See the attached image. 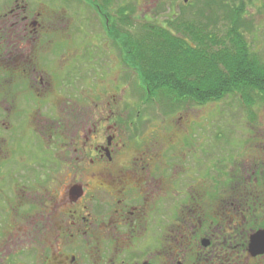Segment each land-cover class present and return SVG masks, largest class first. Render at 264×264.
Here are the masks:
<instances>
[{"label": "flooded vegetation", "instance_id": "flooded-vegetation-1", "mask_svg": "<svg viewBox=\"0 0 264 264\" xmlns=\"http://www.w3.org/2000/svg\"><path fill=\"white\" fill-rule=\"evenodd\" d=\"M251 2L233 3L247 12ZM53 3L0 0V264H155L164 254L167 216L175 258H183L177 264L189 256L193 264H264L261 150L232 174L222 159L214 166L196 161L195 143L188 158L175 145L167 159L164 142L125 140L131 127L148 126L140 113L120 111L109 90L106 106H89L74 132L66 121L55 124L65 110L64 85L85 78L83 65L107 66L117 48L130 67L116 38V0L74 3L83 20L78 62L54 47L55 36L70 34L66 16L57 22L62 30H54ZM151 239L158 254L143 246ZM193 244L191 256L185 246Z\"/></svg>", "mask_w": 264, "mask_h": 264}, {"label": "rangeland", "instance_id": "rangeland-1", "mask_svg": "<svg viewBox=\"0 0 264 264\" xmlns=\"http://www.w3.org/2000/svg\"><path fill=\"white\" fill-rule=\"evenodd\" d=\"M116 1L118 13H120V10L125 11V16H120L119 14L117 16V31L131 36V41L135 36H139V33L142 31V33L145 32L142 30L144 25L160 23L166 26L167 21L174 14L180 15L181 19L182 17L194 20L195 18H202L209 23L210 29L220 31L234 23V17L230 13L226 15L227 8H237L239 6L233 3L234 0H190L188 3L184 0ZM251 1L246 15L242 18L244 21H240L238 26L242 28V32H245L250 45L261 53L264 61V0L261 3L257 0ZM74 3H76V0H74ZM74 3L70 2L67 5L62 0H54L52 6V13L56 19L54 30H62L61 24L57 23H61L60 18L62 16H66L69 19L68 30L70 35L68 39L63 38L59 33L54 37L53 41L55 48H66L67 50L63 51H69L68 56L71 62H76L77 60H74V57L78 58L81 53L78 49L81 40V31L79 32L81 27L79 26L83 23L78 13V6ZM175 19H177L178 23L181 21H178V18ZM88 22L90 24L91 21ZM175 32L180 34L178 31ZM62 54L60 53L59 56ZM57 57L58 55L55 58ZM87 58L91 57L88 56ZM120 58L121 54L116 48L111 53L108 63L106 62L107 66L109 65L108 68L103 63L102 66L104 68H100L102 66L98 65L97 69L94 66L92 68L90 65H83L85 67L83 70L85 78L79 81L74 78L73 84L64 85L65 88L61 93L67 97L63 103L65 110H60L62 113L58 112L57 116H54L55 124L56 122L60 123L61 119V122L66 121L65 125H69V131H73L72 129L77 128L80 116L85 114L83 113L84 111L87 112L89 106L93 105L95 107V105H98V100H101L100 103L102 104V106H99V109L106 106L104 105L105 101H102V99H106L103 92L105 93L109 90V93L117 94L118 100H120L117 102V105L119 104L118 109H121L120 111L126 112L127 115L130 113L132 116L140 113L141 119L139 120L143 121H140V123L148 126V129L141 128L140 130L132 129L131 127V131L126 133L125 140H129L130 142L137 140L154 143L164 142L166 143L165 158L172 157L170 153L171 149L175 148V145H180L182 155L188 158L189 147L193 145L192 143H195L197 145L196 161L201 163L207 158L210 162L207 161L206 163L210 164L212 162L214 166L218 160L222 159L220 162L232 174L236 173L238 168L241 167L243 158L254 157L253 155L256 152H260V150L262 157H264V101L255 103L253 108H251L252 110H249L239 96L228 95L219 101L203 105V107L187 105L177 108L170 107V109L162 108L164 111H161L158 109V105L142 104L141 92L137 91L135 87L136 74L132 70H128ZM87 63L89 64L88 61ZM96 63H99V61ZM56 83L59 84L58 81ZM95 83H98L97 87L93 86ZM59 86L62 87L61 84ZM66 112L71 113L73 121L71 120L70 122ZM156 112H159L160 115ZM146 117H149V119H146ZM70 137L68 135V142ZM205 147L212 148L211 151L214 155H207L200 149ZM133 150L134 148L130 150V153ZM193 165L194 163H192ZM196 166L199 170L202 164L200 167L196 162ZM197 179H202L200 174H198ZM170 221V217L167 216L166 224L163 227L164 239L162 242L165 244L161 247L164 254L155 261V264H177L178 260L181 261L183 259L175 258L176 249L179 250V247L174 245L172 241L174 233ZM152 242L154 241L151 239V244L143 246L150 248L147 251L149 252L148 254H158L157 251L160 249V246L158 247L156 244H152ZM139 247L143 248L135 246L134 249ZM185 247L189 249L191 256L195 255L198 250L195 244ZM182 252H184L183 249ZM135 261L130 264L142 263L141 260ZM87 264L92 263L87 262ZM102 264H105V262ZM182 264H193V260L189 256Z\"/></svg>", "mask_w": 264, "mask_h": 264}, {"label": "trees", "instance_id": "trees-1", "mask_svg": "<svg viewBox=\"0 0 264 264\" xmlns=\"http://www.w3.org/2000/svg\"><path fill=\"white\" fill-rule=\"evenodd\" d=\"M229 13L234 23L220 31L210 29L202 18L182 20L177 14L166 26L144 25L145 32L132 41L131 36L118 32V45L126 48L123 57L136 74L142 104L158 105L164 111L187 105L203 107L237 95L252 110L255 103L264 101V61L238 26L244 21L245 6L227 8ZM118 14L125 16V11Z\"/></svg>", "mask_w": 264, "mask_h": 264}, {"label": "water", "instance_id": "water-1", "mask_svg": "<svg viewBox=\"0 0 264 264\" xmlns=\"http://www.w3.org/2000/svg\"><path fill=\"white\" fill-rule=\"evenodd\" d=\"M207 243H205V245H206ZM252 247H255L254 245H252ZM254 249V248H253ZM147 264V263H146ZM148 264H150V263H148Z\"/></svg>", "mask_w": 264, "mask_h": 264}]
</instances>
